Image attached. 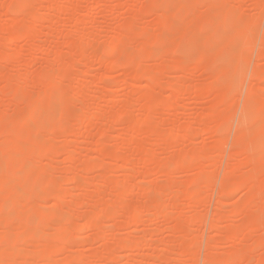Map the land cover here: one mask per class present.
<instances>
[{
  "label": "rangeland",
  "instance_id": "374dc122",
  "mask_svg": "<svg viewBox=\"0 0 264 264\" xmlns=\"http://www.w3.org/2000/svg\"><path fill=\"white\" fill-rule=\"evenodd\" d=\"M0 264H264V0H0Z\"/></svg>",
  "mask_w": 264,
  "mask_h": 264
}]
</instances>
